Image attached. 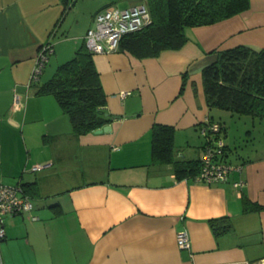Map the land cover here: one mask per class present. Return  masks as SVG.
I'll return each instance as SVG.
<instances>
[{
	"label": "crops",
	"instance_id": "0c3cea01",
	"mask_svg": "<svg viewBox=\"0 0 264 264\" xmlns=\"http://www.w3.org/2000/svg\"><path fill=\"white\" fill-rule=\"evenodd\" d=\"M145 1L0 0V181L29 183L34 206L5 217L3 264H264V139L253 131L260 119L239 115L253 120V149L234 159L224 138L229 161L242 170L210 184L155 163L151 134L155 123L174 125L178 160H201L207 120L223 121L228 135L238 114L228 124V115L207 106L203 69L219 50L264 48V0L188 28L181 49L158 57L94 53L110 131L76 134L55 95L38 92L85 44L100 10ZM46 44V66L32 81ZM245 196L263 208L245 212ZM223 216L233 230L215 234L210 219ZM182 230L190 248L177 243Z\"/></svg>",
	"mask_w": 264,
	"mask_h": 264
},
{
	"label": "trees",
	"instance_id": "16d2710c",
	"mask_svg": "<svg viewBox=\"0 0 264 264\" xmlns=\"http://www.w3.org/2000/svg\"><path fill=\"white\" fill-rule=\"evenodd\" d=\"M147 4L151 21L141 30L126 34L119 46V50L140 59L181 49L189 41L188 28L214 24L239 14L250 7V0H147ZM93 54L85 42L70 60L57 67L53 77L38 91L55 95L78 135L93 132L111 120L105 110L107 94ZM203 79L210 109L219 108L264 121V48L238 45L217 51V58L204 67ZM217 122L225 129L223 121ZM151 134L155 163H172L176 173L182 176L199 171L201 160L176 158L174 125L155 123ZM225 150L229 160L227 147ZM22 185L30 194L29 183ZM262 208L248 197L243 198L245 212ZM210 225L215 234L233 230L229 216L211 218Z\"/></svg>",
	"mask_w": 264,
	"mask_h": 264
},
{
	"label": "built area",
	"instance_id": "2783aa9c",
	"mask_svg": "<svg viewBox=\"0 0 264 264\" xmlns=\"http://www.w3.org/2000/svg\"><path fill=\"white\" fill-rule=\"evenodd\" d=\"M150 21L151 12L147 1L125 8L106 7L95 15L94 25L88 29L85 36L86 45L93 53L116 51L126 34L141 30ZM51 50L50 44L40 49L31 74L32 81L39 79ZM127 93L124 91L122 95ZM17 100L19 101L18 97ZM201 129L205 137L204 153L200 169L193 177L197 181L208 184L227 181L233 171L242 170V165L227 160L226 143L219 122L207 120L205 124H202ZM43 167L44 165L38 164L34 165L33 169L40 170ZM238 184L240 183H236ZM33 207L31 195L26 192L21 182L8 184L0 181V240L5 236V217L19 213H33ZM32 217L38 218L36 214ZM177 243L181 248L191 247V240L186 230L177 233ZM0 264H3L1 252Z\"/></svg>",
	"mask_w": 264,
	"mask_h": 264
},
{
	"label": "rangeland",
	"instance_id": "374dc122",
	"mask_svg": "<svg viewBox=\"0 0 264 264\" xmlns=\"http://www.w3.org/2000/svg\"><path fill=\"white\" fill-rule=\"evenodd\" d=\"M214 110L221 111L222 113L228 115L229 120H227L226 122L227 123L230 122V116L232 115L231 112L219 110V108H214ZM217 118H219V116H217ZM246 122H248V123H246ZM230 124H232V125H231L229 132H228V135L223 134L224 129H221V130H222L223 138H225L227 140V142H231V144L233 146V150L235 152L231 156H232V158L236 159V158H238L237 154L243 156L244 155L243 153L245 151L247 152V150H249L250 148L253 149L252 146H254V144L252 145L250 143L251 142L250 137H247L248 128L250 130H253V128H254L253 127V120L251 117L250 118L249 117H240L239 115H235L234 122L231 121ZM256 124L258 126L256 125V129L253 130V131H255L254 132L255 136H257L260 139H264V121L263 120H261V121L256 120ZM227 127H229V125ZM196 137H198V143H197V146H198L201 142V139L199 138V136L197 134H196ZM203 138H205V137L203 136ZM260 139H259V142H260ZM256 143L260 144V143H258V141H256ZM235 145H236L237 151L235 149ZM262 145H264V141H263Z\"/></svg>",
	"mask_w": 264,
	"mask_h": 264
},
{
	"label": "water",
	"instance_id": "95a60500",
	"mask_svg": "<svg viewBox=\"0 0 264 264\" xmlns=\"http://www.w3.org/2000/svg\"><path fill=\"white\" fill-rule=\"evenodd\" d=\"M111 129H112V127L109 124H107V125H104L101 128L96 129L95 132L96 133H102V132L110 131Z\"/></svg>",
	"mask_w": 264,
	"mask_h": 264
}]
</instances>
